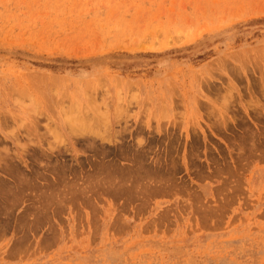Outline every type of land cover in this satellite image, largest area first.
<instances>
[{
  "label": "rangeland",
  "instance_id": "1",
  "mask_svg": "<svg viewBox=\"0 0 264 264\" xmlns=\"http://www.w3.org/2000/svg\"><path fill=\"white\" fill-rule=\"evenodd\" d=\"M0 264H264V0H0Z\"/></svg>",
  "mask_w": 264,
  "mask_h": 264
},
{
  "label": "bare ground",
  "instance_id": "2",
  "mask_svg": "<svg viewBox=\"0 0 264 264\" xmlns=\"http://www.w3.org/2000/svg\"><path fill=\"white\" fill-rule=\"evenodd\" d=\"M77 114L74 116V117H77L76 119H74V117H72V118H68L64 123V126H66L67 127V129H69L70 130V134L71 135H73L74 137H82V134H84V132H83V129L86 127V124L88 123V115H87V112L85 111H83V110H78L77 112H76ZM106 118H108V117H106ZM106 120V119H105ZM109 120L107 119V122L106 123H108V125L107 126H111V125H109ZM106 126V125H105ZM83 132V133H82ZM86 138V137H85ZM106 141H108V140H106ZM110 141V140H109ZM138 143H141L142 142V140L141 139H138V141H137ZM93 143V142H92ZM109 143V142H108ZM90 144V143H89ZM91 146V145H90ZM138 160V159H137ZM143 167V166H142ZM106 168V167H105ZM104 168V169H105ZM141 168V167H140ZM107 169H109V168H107ZM119 170V169H118ZM136 170H137V168H136ZM97 171V170H96ZM104 171V170H103ZM109 171V170H108ZM116 171V170H115ZM138 171V170H137ZM105 172H106V170H105ZM104 172V173H105ZM110 172V171H109ZM109 172H108V174H109ZM113 172V171H112ZM119 172V171H118ZM141 172V171H140ZM96 173V172H95ZM117 173V172H116ZM139 173V172H138ZM154 173V172H153ZM105 175V174H104ZM119 175V174H118ZM111 177V176H110ZM116 177V176H115ZM61 178V177H60ZM119 178V177H118ZM124 178V177H123ZM126 178V177H125ZM62 179V178H61ZM117 179V178H116ZM122 179V178H121ZM145 179V178H144ZM150 179V178H149ZM171 179V178H170ZM22 180V179H21ZM125 180V179H124ZM140 181V180H139ZM147 182H148V180H146ZM22 182V181H21ZM151 182V181H150ZM159 182V181H158ZM24 183V182H23ZM82 184H83V182H81ZM98 183V182H97ZM146 183V182H145ZM153 183H154V181H153ZM88 184V183H87ZM19 185V184H18ZM145 185V184H144ZM158 185V184H157ZM14 186V185H13ZM85 186V185H84ZM118 186V185H117ZM116 186V187H117ZM121 186H122V184H121ZM120 186V187H121ZM32 187V186H31ZM162 187V186H161ZM111 188V187H110ZM160 188V187H159ZM163 188V187H162ZM122 189V188H121ZM152 189V188H151ZM120 190V189H119ZM10 191V190H9ZM138 191V190H137ZM141 191V190H140ZM144 191V190H143ZM142 191V192H143ZM157 192V191H156ZM144 195V194H143ZM140 196V195H139Z\"/></svg>",
  "mask_w": 264,
  "mask_h": 264
}]
</instances>
